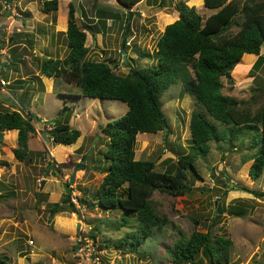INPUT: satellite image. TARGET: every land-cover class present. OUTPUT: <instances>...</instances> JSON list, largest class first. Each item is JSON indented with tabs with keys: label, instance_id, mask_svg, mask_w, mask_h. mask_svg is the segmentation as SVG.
<instances>
[{
	"label": "rangeland",
	"instance_id": "obj_1",
	"mask_svg": "<svg viewBox=\"0 0 264 264\" xmlns=\"http://www.w3.org/2000/svg\"><path fill=\"white\" fill-rule=\"evenodd\" d=\"M69 1L76 6L80 27L85 22L100 29L95 35L87 32V57L107 62L119 74H126L132 66L155 64L157 38L178 18L179 1L194 6L203 18L215 11L205 7L203 0H135L129 8L117 0H58L57 10L51 11L43 10V0H0V62L5 63L0 69L5 81L0 86V109H16L35 117V132L23 160L14 155L17 131L0 130V256L8 264H87L73 257L75 237L82 235L88 242H102L100 256L105 264H173L166 248L179 233L187 237L199 230L232 240L222 264H264V170L255 180L248 176L260 139V133L252 130L232 133L229 127L214 121L218 130L227 129L226 139L209 141L208 152L193 159L186 193L153 192L151 201L168 222L141 239L135 248L130 243L138 226L133 213L126 216L121 210L80 203V196L94 201L93 193L105 174L101 170L109 165L103 157L106 137L101 128L124 114L127 105L117 99L78 96L80 88L76 84L39 73L43 59L67 54L63 15ZM30 4L34 16L27 9ZM100 6L106 12H117L119 17H107L103 27L97 18ZM127 13H131L128 20ZM259 54L264 56V43ZM256 59L257 55L246 72L237 75L232 71V83L222 77V91L239 100L248 99L252 88L264 81V61L252 69ZM159 101L169 124L156 133H138L134 157L151 160L157 170L163 171L174 169L178 157L192 155L190 113L204 109L183 91L180 81L170 85ZM63 106L67 107L62 112ZM62 115L79 129L80 136L70 145L46 142L37 123L47 130L54 121L47 124L46 120L58 122ZM73 174L75 179L70 182ZM61 184L66 185L64 190ZM242 186L260 195L244 191ZM124 191V186L119 189L120 193ZM65 192L76 199L71 200L78 211L51 215L47 203L59 201ZM217 205L221 211L216 212ZM236 210L242 211L237 215ZM58 215L71 221L58 218L54 223ZM125 217L126 223L122 220ZM196 260L221 264L225 259L208 262L201 252Z\"/></svg>",
	"mask_w": 264,
	"mask_h": 264
},
{
	"label": "trees",
	"instance_id": "obj_2",
	"mask_svg": "<svg viewBox=\"0 0 264 264\" xmlns=\"http://www.w3.org/2000/svg\"><path fill=\"white\" fill-rule=\"evenodd\" d=\"M134 1L117 0L126 8ZM203 5L215 11L203 18L194 6L179 1L178 18L167 24L157 38L155 64L144 68L132 66L126 74H119L107 62L87 57V32L95 35L100 29L97 24L93 26V23L85 22L80 27L75 17L76 6L69 1L64 31L67 54L63 58L46 57L39 65L41 75L63 77L67 82L76 84L80 88L78 96L117 99L127 105L124 114L101 128L106 137L103 157L109 165L101 170L105 174L93 193L94 201L86 200L85 196H80L79 201L83 206L121 210L126 216L133 213L138 222L131 234L133 248L140 244L141 239L168 222L155 209L151 201L153 192L157 190L171 195L186 193L193 159L208 152L209 141L226 139V127L232 133L243 130L260 133L248 176L255 180L264 170V81L252 88L251 95L245 100L222 91V77L232 83L231 72L237 75L246 72L255 55L257 59L252 69L258 68L264 61V56L259 54L264 42V0H203ZM42 8L44 11L56 10L58 0H43ZM96 11L103 27L107 17H119L117 12H106L103 6ZM125 17L128 20L129 14ZM178 81L183 91L204 111L190 113L192 155L180 156L174 169L160 171L153 161L134 157V144L138 133H156L167 128L169 121L159 99L170 85ZM66 107L63 106L61 111ZM32 119V114L25 115L16 109H0V130H17L18 147L14 148V155L19 160H23L29 152L28 141L35 132ZM214 121L225 128L218 130ZM47 131L53 142L62 145L73 144L81 134L64 115L58 122L54 120ZM123 186L125 191L120 193L119 189ZM241 189L255 196L260 195V192L246 186ZM47 206L51 215L78 211L66 192L59 201L48 202ZM216 207V212L221 211L218 205ZM241 211L234 213L239 215ZM122 220L127 222L126 217ZM91 237H95L94 233ZM231 247L229 237L193 230L187 237L179 233L166 251L173 264H201L196 260L201 252L208 262L225 259L222 264L228 258ZM0 264L8 262L0 256Z\"/></svg>",
	"mask_w": 264,
	"mask_h": 264
},
{
	"label": "built area",
	"instance_id": "obj_3",
	"mask_svg": "<svg viewBox=\"0 0 264 264\" xmlns=\"http://www.w3.org/2000/svg\"><path fill=\"white\" fill-rule=\"evenodd\" d=\"M3 84H5V81L4 79L0 77V85H3ZM71 199H73V201L76 202V199L74 198H71ZM75 238L76 239L73 245V257L74 258H77L81 261H86L87 264H105L102 261L101 256H100L99 242H96V241L88 242V239L82 235H77ZM29 243L33 244V240H29Z\"/></svg>",
	"mask_w": 264,
	"mask_h": 264
},
{
	"label": "crops",
	"instance_id": "obj_4",
	"mask_svg": "<svg viewBox=\"0 0 264 264\" xmlns=\"http://www.w3.org/2000/svg\"><path fill=\"white\" fill-rule=\"evenodd\" d=\"M27 9L29 10V12H30V15L31 16H34L35 15V13L33 12V9H34V6H33V4H30V5H27ZM35 10V9H34ZM57 10V9H56ZM61 17V16H60ZM63 18H64V21H65V28H66V19H67V14H64L63 15ZM66 30V29H65ZM264 43V42H263ZM2 62H0V69H3V67L5 66V63H2ZM44 76V75H43ZM46 78H48V76H46ZM50 79V78H49ZM0 86H2V85H0ZM15 101V100H14ZM16 102V101H15ZM35 118V117H34ZM38 126V125H37ZM5 130H16V129H5ZM44 130V129H43ZM17 131V130H16ZM52 140H50V142H51ZM57 144V143H56ZM61 147H64V148H67L66 146H61ZM54 150V149H53ZM62 185V184H61ZM62 187H63V185H62ZM63 190H64V187H63ZM58 218H63V219H67V221L69 222V221H71V219L70 218H68V217H65V216H62V215H58V216H56L55 218H54V223H58ZM71 223H68V227H69V225H70ZM60 225V224H59ZM78 264H80V263H78Z\"/></svg>",
	"mask_w": 264,
	"mask_h": 264
},
{
	"label": "water",
	"instance_id": "obj_5",
	"mask_svg": "<svg viewBox=\"0 0 264 264\" xmlns=\"http://www.w3.org/2000/svg\"><path fill=\"white\" fill-rule=\"evenodd\" d=\"M137 1H139V0H136V2ZM131 16V13H129V17ZM128 28V25L126 26V29ZM124 53V52H123ZM123 59L125 60V55L123 54ZM54 120L53 119H50V120H46V123L47 124H50V123H52ZM37 125L40 127V129H41V135H42V137L45 139V141L46 142H50V140H51V138H50V136H49V132L47 131V130H43V126H42V124L41 123H37ZM80 165H83L82 163L81 164H79L78 166H80ZM74 179H75V174H73L72 176H71V178H70V182H73L74 181ZM64 187V186H63ZM251 263H252V261H251Z\"/></svg>",
	"mask_w": 264,
	"mask_h": 264
}]
</instances>
